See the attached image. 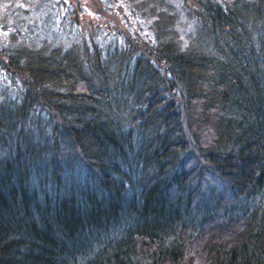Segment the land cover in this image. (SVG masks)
<instances>
[{
    "label": "trees",
    "instance_id": "16d2710c",
    "mask_svg": "<svg viewBox=\"0 0 264 264\" xmlns=\"http://www.w3.org/2000/svg\"><path fill=\"white\" fill-rule=\"evenodd\" d=\"M52 1L0 0V264H264V0Z\"/></svg>",
    "mask_w": 264,
    "mask_h": 264
},
{
    "label": "rangeland",
    "instance_id": "374dc122",
    "mask_svg": "<svg viewBox=\"0 0 264 264\" xmlns=\"http://www.w3.org/2000/svg\"><path fill=\"white\" fill-rule=\"evenodd\" d=\"M75 1H76V3L78 5H80L81 2H82L81 0H75ZM87 1L89 2V0H86L85 2H83L84 9L86 11V14L83 15V20L86 21V23H88V22L90 23V18L92 16L91 14H92L93 10H92V8L89 7L90 3H88ZM52 2H53L52 0H28L27 3H29V5H31V9L27 8L26 12H28V14L23 16V19L24 20H27V19L28 20H33L34 19L35 24L37 26H40L39 20L38 19L36 20V18H38L37 11L41 10L43 14L39 15V16L40 17L41 16L44 17L46 19V21L49 22L51 20V13L48 12L47 9H48L49 5L50 6L52 5ZM53 28H54V26H53ZM51 31H52V28H50V27L47 28L45 32L43 30L44 34L40 35L39 38L36 39V41L39 42V41L47 40V39L53 37L52 34H51Z\"/></svg>",
    "mask_w": 264,
    "mask_h": 264
}]
</instances>
